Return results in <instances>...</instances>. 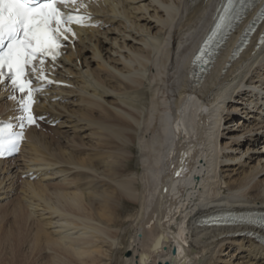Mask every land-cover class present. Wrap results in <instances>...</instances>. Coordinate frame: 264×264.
<instances>
[{"label":"bare ground","instance_id":"bare-ground-1","mask_svg":"<svg viewBox=\"0 0 264 264\" xmlns=\"http://www.w3.org/2000/svg\"><path fill=\"white\" fill-rule=\"evenodd\" d=\"M216 4L89 5L103 28L78 31L53 71L69 87L36 107L57 126L28 130L18 156L0 161V203L16 198L44 231L46 264H110L102 260L121 244L122 223L134 222L131 264H264V247L238 236L259 229L196 225L219 212L264 211V45L254 41L233 62L224 50L197 89L187 79ZM4 95L1 119L15 115ZM122 204L139 209L129 216Z\"/></svg>","mask_w":264,"mask_h":264},{"label":"snow or ice","instance_id":"snow-or-ice-1","mask_svg":"<svg viewBox=\"0 0 264 264\" xmlns=\"http://www.w3.org/2000/svg\"><path fill=\"white\" fill-rule=\"evenodd\" d=\"M255 0H226L223 15L219 17L215 31L208 37L210 42L223 27H230L233 21L240 20L245 11L251 9ZM259 16L264 18V0H260ZM63 6V9L60 6ZM83 6L82 0H0V84L5 80L11 81V87L26 97L19 100V106L25 113L20 119L28 123H35L31 108L33 93L39 89L33 88L29 75L37 80L46 81L47 74L44 68L47 58L55 60L61 48V37L68 40L74 35L69 26L73 23L83 24L85 16L80 15L76 7ZM90 18V17H89ZM264 43V35L261 36ZM205 49H201L203 53ZM198 56L195 59L199 60ZM195 63V60H194ZM11 99H16L11 96ZM12 125H5L8 131V145L6 149L4 131L0 128V155L5 150H14L19 140L23 138L24 123L20 124L21 131H11ZM249 222L264 225V215L252 219L247 214Z\"/></svg>","mask_w":264,"mask_h":264},{"label":"rangeland","instance_id":"rangeland-1","mask_svg":"<svg viewBox=\"0 0 264 264\" xmlns=\"http://www.w3.org/2000/svg\"><path fill=\"white\" fill-rule=\"evenodd\" d=\"M236 119L237 116L230 119L227 122V126L228 124H234ZM49 137H53V134L51 133ZM57 139L58 136L55 135L54 140ZM219 141L223 142L224 140L221 139ZM256 145L257 142L247 145L242 143L239 149L245 150L246 147L252 146L255 148ZM131 164L132 163H130V165ZM15 201L16 198L13 199L11 197L10 203H0V264H29V262L30 264H46L47 260L43 258L45 257V253L42 251L44 250L45 242L44 231H39L35 225H32L23 218V213L19 212V207L16 205ZM122 208L128 210L129 216H133L137 213L139 206L122 204ZM135 224L136 222L122 223L118 236L119 240H122L120 242L121 244L117 245L112 251L110 261L108 259V261L103 259L102 263L131 264L130 258L133 253L129 250V246L134 236ZM224 252H226V250ZM220 257L229 259V256L226 255L224 257V254ZM125 260H129V263H126Z\"/></svg>","mask_w":264,"mask_h":264},{"label":"water","instance_id":"water-1","mask_svg":"<svg viewBox=\"0 0 264 264\" xmlns=\"http://www.w3.org/2000/svg\"><path fill=\"white\" fill-rule=\"evenodd\" d=\"M159 244H154L153 248L158 247ZM145 257L144 255L141 256V258Z\"/></svg>","mask_w":264,"mask_h":264}]
</instances>
